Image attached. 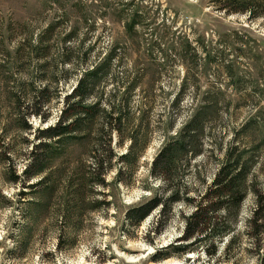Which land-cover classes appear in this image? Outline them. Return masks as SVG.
Returning a JSON list of instances; mask_svg holds the SVG:
<instances>
[{"label": "rangeland", "instance_id": "obj_1", "mask_svg": "<svg viewBox=\"0 0 264 264\" xmlns=\"http://www.w3.org/2000/svg\"><path fill=\"white\" fill-rule=\"evenodd\" d=\"M258 11L255 18L225 13L211 0H0V264H262L264 234L257 242L249 236L250 189L232 233L214 242L213 257L197 247L152 259L182 244L191 205H172L159 233L158 209L137 226L126 220L130 206L165 194L150 163L207 92L217 110L207 116L203 153L181 169L187 196L204 193L230 144L254 152L253 189L264 192V7ZM41 41L39 53L33 47ZM112 49L114 77L100 91L105 98L115 78L134 80L129 105L140 129L148 123L144 151L129 170L119 159L129 143L118 146L112 133L109 150L97 151L86 126L74 139L52 144L46 181L19 198L31 191L21 173L39 142L37 131L55 124L78 73ZM66 58L69 64L62 63ZM30 82L48 88L41 117L31 115L40 108L25 101ZM182 84L186 91L175 108ZM94 154L101 160L98 173L92 171Z\"/></svg>", "mask_w": 264, "mask_h": 264}, {"label": "trees", "instance_id": "obj_2", "mask_svg": "<svg viewBox=\"0 0 264 264\" xmlns=\"http://www.w3.org/2000/svg\"><path fill=\"white\" fill-rule=\"evenodd\" d=\"M211 3L218 11L244 13L250 18L260 16L258 10L264 7V0H211ZM134 15L136 14L132 11L130 16L135 17ZM132 22L134 25L135 22L133 20ZM42 42H38L33 47L39 53L44 49ZM115 51V49L110 50L108 54L102 58H97L78 73L70 94L64 96L61 101L63 109H61L55 124L37 131L36 138L39 142L30 151L29 163L21 173L22 178L28 183L26 189L31 191L20 192L19 198L33 193L36 187L46 181L47 178L43 175L47 169L46 162L50 160L51 153L48 151L52 144L60 145L62 141L74 139L77 133L84 132L83 128L86 126L90 125L96 138L95 150L97 147L105 146L108 151L112 141V133H115L119 138L118 146L123 141L129 143L125 154L119 157L125 168H129V170L133 167L132 159L135 160L144 151L149 139L145 133L148 123L142 125L140 129L141 121L139 125H136L135 111L129 105L134 89V80L126 82L125 78L120 82L119 78H115L113 80L115 84L113 85V92L105 98L103 96L104 91H100L102 85L114 77L112 75L114 65L112 60ZM70 62L71 60L68 58L62 60L63 64ZM46 80L50 81L51 78ZM119 83L123 85L121 96H118L117 91ZM30 84L31 92L28 93L25 101H27L28 108L39 107L40 109L32 110L30 114L41 117V108H44L50 100L47 93L48 88L46 84H43L42 88L33 86L32 82ZM192 87L197 91L194 83ZM178 89L172 102L175 108L178 107L186 91L184 84ZM208 95L209 92L201 97L200 105L194 109L188 117L189 119L184 121L176 132L167 135L159 152L150 163V174L162 181V190L165 194H156L150 199L136 203V205L130 206L126 213V220L130 225L137 226L151 215V212L158 209L160 216L159 220L155 222L154 233H159L166 225L164 218L170 214L172 205L193 206L194 211L183 217L185 225L179 239L182 244L170 245L163 251H156L152 257L155 261L166 260L170 255H183L186 252L195 251L197 247L204 248V252L213 257L216 253L214 242L232 233L241 204L249 189L253 197V209L247 220L248 229L251 231L249 236L257 242L261 240L264 234V192L253 189L254 181L251 173L256 164V158L252 150L240 145H228L210 185L197 198L187 196L185 182H183L182 177H179L182 176L181 169L190 164V160H194L203 153L200 138L201 135H204L203 132L208 122L207 116L217 110V102ZM141 112H139L140 120L145 118ZM168 126V128H173L174 121L170 120ZM110 155L113 156L112 153ZM110 155L108 160L106 158L107 164L110 161ZM92 157V171L98 173L101 160H98L96 154ZM18 179L19 176L16 175L11 181L16 183ZM32 179L37 181L32 182ZM30 181L31 184H29ZM232 241L231 239L228 246L232 244ZM260 261L264 264V253L261 254Z\"/></svg>", "mask_w": 264, "mask_h": 264}]
</instances>
